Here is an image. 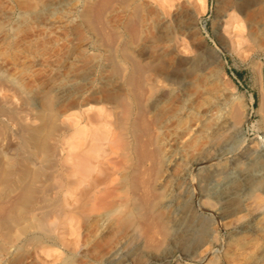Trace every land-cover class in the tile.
I'll return each mask as SVG.
<instances>
[{
    "label": "bare ground",
    "instance_id": "6f19581e",
    "mask_svg": "<svg viewBox=\"0 0 264 264\" xmlns=\"http://www.w3.org/2000/svg\"><path fill=\"white\" fill-rule=\"evenodd\" d=\"M35 1L27 2L32 7ZM74 1L77 3L73 13L95 38L99 57L94 56L96 59L88 66L33 97L19 93L14 101L16 90H13L15 94L7 91L0 94V143L4 144L0 145V260L8 257L24 237L27 236L26 243L39 238L36 232L51 239L52 247L42 246L47 256L51 250L58 251L56 246L65 245L66 229L73 222L91 210L101 211L108 206L114 209L120 190L122 196L118 198L123 197L124 205L128 206L126 214L120 215L126 230L105 253V263L122 264L123 257L129 254L135 264H149L151 259L166 257L172 247L187 252L205 243L217 244L216 228L210 225L207 216L196 210L203 207L220 212L222 224L230 227L234 235L251 239L247 245H242L241 239L236 241V237L233 241L229 239L223 248L224 261L256 264L264 256V165L256 173L243 160L263 156V148L258 141L244 144L238 138L241 123L249 118L240 97L230 103L221 120L207 122L203 127L200 115L199 119L193 115L200 108L209 112L218 91L217 84L209 83L212 85L203 89L199 104L185 106L184 111L174 109V117L181 114L180 124L186 125V131H191L193 137L187 154L201 168L196 206L195 189L189 187L186 173H177L170 190H165L159 182L165 162L173 153L161 144L157 118L152 112L165 98L166 86H187L192 83V72L205 70L211 60L222 61L218 50L205 49L203 41L194 37L193 14L187 16L189 12L184 13L173 0H149L161 11L158 29L165 32L166 53L171 55L164 61V67L155 69L150 52L138 44L144 11L141 0H52L44 6L56 10ZM198 1L204 10L205 0ZM262 2L230 0L223 10L217 9L213 33L223 47L239 46L250 25L256 23L259 30L263 27L258 23L260 20L246 23L243 17L250 7ZM116 5L123 17L112 24L107 15ZM262 29L257 40L264 57ZM179 48L189 54L179 52ZM255 64L260 87L257 112L264 133L263 61ZM212 78L210 73L204 75L205 83L213 81ZM3 82L0 78V90L5 88ZM103 83L113 93L111 97L98 99L95 96ZM70 99L74 100L73 104L61 109L65 102H72ZM249 100L252 102V95ZM229 147L233 150L228 162L239 167V172L231 176L224 175L226 164L220 160V154ZM115 174L121 176L122 188L117 191L113 187L100 195V184L113 180ZM211 178L219 185L226 184L225 188L208 187ZM114 215L117 217V213ZM66 244L73 252L78 241L74 239L71 245ZM206 254L209 249L204 250L202 259ZM206 264H218V259L211 257Z\"/></svg>",
    "mask_w": 264,
    "mask_h": 264
},
{
    "label": "rangeland",
    "instance_id": "374dc122",
    "mask_svg": "<svg viewBox=\"0 0 264 264\" xmlns=\"http://www.w3.org/2000/svg\"><path fill=\"white\" fill-rule=\"evenodd\" d=\"M27 1L29 0H0V78L4 81L3 83H5V88H1L0 94L6 91L7 94L9 92L14 93L13 90H16L17 93H14L16 95L14 96L15 98H13L14 101L17 100L16 97L19 93L33 97L35 94L49 88L50 86L52 88L61 81H64V79H68L69 76L72 75V72L74 74L88 66L94 61V59L99 57L100 53V50L97 48V44H95V38L86 32L84 27L80 24L77 15L73 13L77 2L74 1L71 2L72 4L70 3L69 5L58 7L56 10H51L45 8L44 5L52 0H37L34 2L32 7L28 5L29 2ZM141 2L144 3V11L141 14V37H139L138 44L142 47L144 45V47L147 48L148 52H150L149 55L152 56L151 60L153 59V67L155 69H160L165 66V62L169 57H171L170 54L166 53L168 52V47L167 44L164 43L165 32H161V30L158 29V16L161 17L162 14L161 11H158L157 7L149 0H141ZM173 2L175 4L177 3L176 6H179L184 13H191V15L188 14L187 16H192L193 14V20L191 23L193 25L192 30L194 37L203 41L205 49H217L222 60H211V65L209 64L205 70H195L192 72L193 74L190 75L192 83L187 86H166L165 91L167 96L165 95V98H162L163 100L161 99L162 103L159 102L158 107H156V109L152 112V115L157 118V128L161 144L164 148H167L168 152L173 153L174 156H172L173 158L170 157V159L165 162L162 173L163 177L161 176L159 182L163 183L162 185L165 190H170L171 184L175 180L177 173H186L188 175L189 187H193V189H195L193 203L196 206L198 197V194L196 193V185L200 180L198 173L201 168L200 165L193 162V159H191L187 154L190 153L191 147L189 146L191 145V140L193 138L191 131L188 133L186 131L187 128L185 127L186 125L180 124L181 114H178L177 118H175L174 115L179 109L184 111L185 106L189 107L190 105L194 106L199 104L202 99L201 95L203 93V89L205 90L206 88H209L212 84H217L218 86V91L212 101L213 105L209 112H206L205 108H200L197 114L193 115L197 119H199L200 115V122L204 121L203 123L201 122L202 124L200 123V126L203 127L210 121L214 122L221 120L229 110L230 103L240 97L249 112V118L247 121L241 123L239 132L240 135L238 134V138L244 144H251L254 141H258L262 144L261 146L263 148V156L259 155L256 160L253 159L251 161L245 159L243 162L247 163L246 167L248 169H256V173L260 172V166L264 165V133L259 126L260 115L257 112L260 99V87L258 72L255 64L257 61H263L262 70L264 78V57L260 51L261 47L258 44L259 40H257V34L260 33L261 29L264 27V2H262L263 4H257L258 6L254 5L250 7V9L247 10L243 16L246 23H249L250 20H253V22L254 20H260L258 23L263 24V27L259 30L256 23L254 25H250V28L245 29V40L242 41L239 46L229 45L226 47L222 46L213 33L216 25L214 15L216 14L217 9L223 10L224 7L229 4L230 0H205L204 10H202L198 0H173ZM119 10L121 9L116 5L114 10L109 12L107 15L109 23L114 24L121 20L123 13ZM184 20L186 22V19ZM181 21L184 22L183 20ZM170 25L172 26V22ZM255 31H257V33H255ZM249 46L250 48H248ZM178 50L179 52L185 53V55L189 54L183 48H179ZM209 73L213 75V81L205 83L204 75L206 76V74ZM109 87L110 86L107 84H101L95 97H99L98 99L111 97L113 92L110 91L111 88ZM250 95L253 96L252 102L249 100ZM187 98L189 100H187ZM69 101L72 102L67 101L62 104L60 108L63 109L65 105V107L72 105L74 100L70 99ZM220 103L221 105L219 106ZM215 105L217 108H214ZM174 109L176 111H174ZM192 121L193 120L190 121V124L193 123ZM162 140H164V142ZM1 144L2 143H0V145ZM229 149L230 151H228ZM232 150L233 148L231 147L225 148L222 152L223 154H220V160L226 164H224L226 169L224 168L223 173L228 176L239 172V167L236 166V163H232L231 161L228 162V159L232 154ZM222 156L223 158H221ZM115 175H117V177ZM115 175L113 180H107L106 182L100 184L99 188L102 190L100 195L104 191L108 189L110 190V188L113 187L114 190L117 191L122 188L123 182L121 176L118 174ZM208 182V187L212 189L220 187L225 188L226 185H219L215 178H211ZM104 188L105 190H103ZM118 192L119 194H116L117 197L114 200V202L117 200V204L114 203V209L108 206L105 209H101V211H88L83 214L78 222H73L71 228L66 229V243L68 242L70 244V242L74 239H77L78 241V245L73 252L65 246L67 245L65 243V245L62 246L54 245L58 251L51 250L49 251L50 254L48 253L49 256H47L43 252L42 246L48 245L52 247L51 239L45 235L41 236V234L39 235V233L36 232L35 234L40 236L39 238H33L31 239L33 241L26 243L25 239H27V236L24 237L23 242L25 243H19L17 247L12 249L11 254L7 255L8 257L5 256L2 261L0 260V264H10V261H13L12 263L14 264H107L104 260L105 253L111 248L113 243L122 237L126 230V227L121 225V216H124L121 214H126V208L128 206L124 205V201L122 200L123 197L122 199L118 198L122 196L120 190ZM118 200L122 202L119 203ZM116 205L118 206L116 207ZM115 207L116 209L118 208V210H116ZM119 207L122 210L119 209ZM196 208L197 212L200 215L207 216L210 225L216 228L218 243H205L198 246L197 249L189 250L187 252L180 250L177 247H172L166 257L163 259H151L149 264H206L211 257H216L218 259V264H227L224 261L222 254L224 244H226L229 239H231V241H233V237H236V241L241 239L242 245L250 243L251 239L249 236H244L242 238L239 234L234 235V231L230 227H225L222 224L223 220L221 219L222 214L220 212L210 208ZM108 210L113 211L109 213ZM103 212L108 213L103 215ZM114 213H117V217H115ZM213 223H215V225ZM73 229L74 232L72 233L71 231H73ZM118 231L119 233L122 232V234H118ZM205 249H209V254H206V256L202 259L201 255L204 253ZM260 259L256 262V264H264V261H262L264 260V256ZM44 261L47 262L45 263ZM122 264L135 263L131 258H129V254H127L123 257Z\"/></svg>",
    "mask_w": 264,
    "mask_h": 264
}]
</instances>
